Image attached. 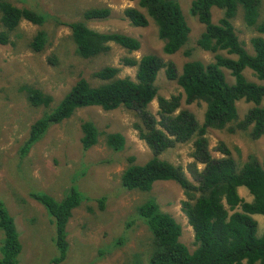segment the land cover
I'll return each instance as SVG.
<instances>
[{
	"label": "trees",
	"instance_id": "trees-1",
	"mask_svg": "<svg viewBox=\"0 0 264 264\" xmlns=\"http://www.w3.org/2000/svg\"><path fill=\"white\" fill-rule=\"evenodd\" d=\"M262 7L263 0H193L190 12L205 26L197 46L213 53L214 59L210 62L187 61L180 72L174 62H166L156 54H145L140 59L125 58L127 65H137L136 80L119 77L117 67L106 66L94 74L100 83L92 84L81 77L57 102L39 87L23 85L21 89L29 103L47 111L31 124L20 149L21 155H26L53 125L70 118L79 108L130 109L138 117L136 128L153 155L143 164L132 162L128 165L121 177L122 186L149 192L158 181L178 184L187 197L182 208L198 244L191 252L180 239L181 224L172 214L163 211L156 200L148 199L139 205L137 212L152 233L151 264H264V230L258 234L255 218V215L264 216V165L255 157L240 165L222 144L219 149L223 156L214 157L206 135L208 128L231 133L249 130L255 139L264 135V37L257 35L251 39L253 52H250L232 23L241 9L245 23L264 34ZM216 10L223 11L217 22L213 19ZM109 14L108 7H96L86 10L85 18H105ZM125 15L134 26L144 27L150 20L154 21L167 55L180 51L189 40L191 27L178 0H138V7H128ZM22 20L43 26L47 16L9 0H0V44L12 42L11 35ZM68 25L77 51L84 58L108 52L111 43L129 52L141 47L138 38L125 33L102 32L87 26L84 21ZM48 37V33L40 29L29 39V48L43 52ZM190 52L185 50L188 56ZM161 69H165L167 77L181 87L186 103H206L202 126L189 110L177 112L181 95L169 99L158 96L156 80ZM246 69H250L260 82L249 80ZM155 98L159 99V119L148 108ZM241 100L253 104L242 119L237 104ZM81 130L80 141L84 149L98 143L101 132L94 122L83 121ZM106 140L116 150H121L126 141L119 133H109ZM190 140H193L191 156L197 183L190 180L181 166L160 158L168 148ZM199 163L204 165L203 168H198ZM240 187L248 189L252 201L244 200L238 191ZM31 196L51 217L55 228L54 243L59 251L55 263H60L68 251L67 223L83 196L75 186L61 200L43 191L31 192ZM0 230L5 236L0 247V264H20L23 243L14 218L2 201Z\"/></svg>",
	"mask_w": 264,
	"mask_h": 264
},
{
	"label": "rangeland",
	"instance_id": "rangeland-1",
	"mask_svg": "<svg viewBox=\"0 0 264 264\" xmlns=\"http://www.w3.org/2000/svg\"><path fill=\"white\" fill-rule=\"evenodd\" d=\"M9 1L47 16L43 26L22 20L11 35L12 42L0 44V201L14 218L23 243L20 264H151L152 233L137 212L139 205L148 199L156 200L163 211L172 214L181 224L180 239L193 252L198 244L182 208L187 197L178 184L158 181L149 192L122 186L121 177L127 166L132 162L143 164L153 155L136 128L138 117L134 111L124 107L115 110H104L100 106L79 108L70 118L53 125L26 155L20 153L31 124L47 111L29 103L21 89L23 85L39 87L57 102L81 77L92 84L100 83L94 74L106 66L117 67L119 77L136 80L138 67L127 65V57L140 59L145 54H156L166 62H174L179 67L178 72L187 61H213V53L197 46L205 26L190 12L193 0H178L191 33L187 44L172 55L164 53L154 21L140 27L132 25L126 17L125 10L138 7V0ZM96 7H108L110 14L105 18H85V11ZM262 10L264 15V0ZM222 15L223 11L213 12L214 21ZM76 21H84L102 32L131 35L141 41V47L129 52L111 43L108 52L84 58L77 51L68 25ZM232 23L243 45L253 52L251 39L257 35L264 37V34L245 23L241 9ZM40 29L49 37L46 49L37 53L29 48L28 42ZM188 49L191 50L189 56L185 54ZM245 75L251 81L260 82L250 69H246ZM156 85L159 97L169 99L181 95L177 112L187 109L195 114L199 125H203L205 102L186 103L183 90L167 77L165 69L158 73ZM237 104L240 119L253 106L245 100ZM148 108L159 119V99L155 98ZM86 120L94 122L101 132L98 143L89 149H84L80 141L81 125ZM109 133L125 136L121 150L107 144ZM206 135L214 157L223 156L219 149L222 144L240 165L250 157L264 165V135L255 139L249 130L231 133L214 128H208ZM192 149L193 140L177 143L161 153L160 158L181 166L190 180L197 183ZM197 166L203 168L204 165ZM72 186L83 197L67 223V256L55 263L59 251L54 243V225L45 207L31 192L43 191L61 200ZM238 191L245 201H252L253 196L246 187ZM255 218L261 235L264 216L255 215ZM4 237V231L0 230V247Z\"/></svg>",
	"mask_w": 264,
	"mask_h": 264
}]
</instances>
